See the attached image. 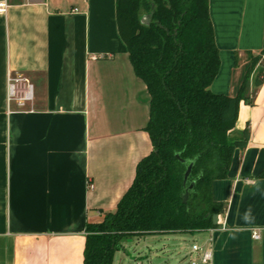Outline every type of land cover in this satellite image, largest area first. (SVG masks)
<instances>
[{"label":"crops","instance_id":"obj_1","mask_svg":"<svg viewBox=\"0 0 264 264\" xmlns=\"http://www.w3.org/2000/svg\"><path fill=\"white\" fill-rule=\"evenodd\" d=\"M0 4V264H85L87 225L116 211L154 150L150 96L120 35L116 0ZM209 11L221 60L210 89L234 97L264 50V0H209ZM262 71L264 55L231 133L247 129L250 139L214 185L224 203L217 227L193 234L214 264H264V74L254 84ZM9 76L30 82L32 103L8 101Z\"/></svg>","mask_w":264,"mask_h":264},{"label":"trees","instance_id":"obj_2","mask_svg":"<svg viewBox=\"0 0 264 264\" xmlns=\"http://www.w3.org/2000/svg\"><path fill=\"white\" fill-rule=\"evenodd\" d=\"M116 10L130 62L150 96L145 131L154 150L138 164L116 211L87 225L85 264H113L131 237L217 227L214 216L224 203L216 201L214 185L228 179L234 152L250 139L247 129L239 139L231 133L241 102H250V78L264 55L252 59L236 96L215 94L210 88L221 60L209 0H116ZM152 13L151 24L143 25Z\"/></svg>","mask_w":264,"mask_h":264},{"label":"rangeland","instance_id":"obj_3","mask_svg":"<svg viewBox=\"0 0 264 264\" xmlns=\"http://www.w3.org/2000/svg\"><path fill=\"white\" fill-rule=\"evenodd\" d=\"M195 244L201 246L202 241L190 233L135 236L124 241L123 249L115 254L114 264H155L157 254L164 256L169 264H188L194 257Z\"/></svg>","mask_w":264,"mask_h":264},{"label":"built area","instance_id":"obj_4","mask_svg":"<svg viewBox=\"0 0 264 264\" xmlns=\"http://www.w3.org/2000/svg\"><path fill=\"white\" fill-rule=\"evenodd\" d=\"M4 10V4H0V11ZM34 100L33 86L30 82L21 76H9L8 78V101H15L24 108L27 104ZM253 239L258 241L261 239L259 229L252 231ZM193 259L188 264H214V254L212 248H203L195 244L192 247Z\"/></svg>","mask_w":264,"mask_h":264},{"label":"water","instance_id":"obj_5","mask_svg":"<svg viewBox=\"0 0 264 264\" xmlns=\"http://www.w3.org/2000/svg\"><path fill=\"white\" fill-rule=\"evenodd\" d=\"M152 16H153V13L151 15H149V16L143 17L142 24L143 25H146V26H149L151 24V22H152ZM192 167H193V164H190L189 167H188V169H187V172H186V175H185V183H187V181H188V178H189V176L191 174V171H192ZM192 187H193V185L190 186V188H192ZM187 199H188V194H186L184 196V202H186ZM213 223H214V225H217L218 224V215H215L214 216Z\"/></svg>","mask_w":264,"mask_h":264}]
</instances>
